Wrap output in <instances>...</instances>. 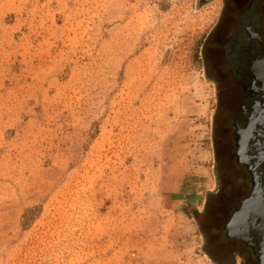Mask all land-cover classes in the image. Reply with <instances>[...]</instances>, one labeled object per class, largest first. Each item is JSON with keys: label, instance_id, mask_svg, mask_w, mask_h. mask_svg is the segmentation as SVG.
Returning <instances> with one entry per match:
<instances>
[{"label": "rangeland", "instance_id": "rangeland-1", "mask_svg": "<svg viewBox=\"0 0 264 264\" xmlns=\"http://www.w3.org/2000/svg\"><path fill=\"white\" fill-rule=\"evenodd\" d=\"M222 2L0 0V264H258L221 228Z\"/></svg>", "mask_w": 264, "mask_h": 264}, {"label": "flooded vegetation", "instance_id": "flooded-vegetation-1", "mask_svg": "<svg viewBox=\"0 0 264 264\" xmlns=\"http://www.w3.org/2000/svg\"><path fill=\"white\" fill-rule=\"evenodd\" d=\"M211 1L213 0H197L199 4ZM221 6V13L214 30L217 39H215L212 55L217 65L212 67L209 64L207 70L214 75L218 86L219 105H236L234 112L228 118L234 142L233 154L238 165L244 167L250 177L249 190L246 195L235 199V204L229 214L232 215L235 206L250 195L253 186L251 173L244 164L238 162L236 154V136H239V131L244 129L253 117L255 121L252 129L253 138L248 136L250 138L248 147L252 149L251 152L256 149L257 152L253 154L256 153L260 158L264 157V113L261 110L264 82L257 79L253 71L260 70L261 80H264V0H223ZM210 57L209 54L207 57L209 63L212 59ZM244 142L241 148L244 152L240 154L242 155L241 160H247L246 155H248V147ZM218 171H220L219 167ZM227 173L229 172L219 174L215 191L207 198L203 210L199 211L201 215H222L220 207L213 209L209 205L210 200L218 198L217 202L227 203L230 198L228 199L225 192H234L235 195L243 192L242 187L233 189L229 182L224 186V177ZM237 181L244 186L245 180L242 175L237 176ZM211 227L217 229L214 223ZM223 227L224 225L221 227L222 230H224ZM209 255L217 263L226 264L223 258H217L210 252ZM235 256V254L232 255L233 261H235Z\"/></svg>", "mask_w": 264, "mask_h": 264}, {"label": "water", "instance_id": "water-1", "mask_svg": "<svg viewBox=\"0 0 264 264\" xmlns=\"http://www.w3.org/2000/svg\"><path fill=\"white\" fill-rule=\"evenodd\" d=\"M250 137L253 138L252 135ZM249 139V137L245 139L246 147L249 145ZM242 140L238 135L236 136L237 160L251 173L253 186L250 195L236 205L223 228L226 237L238 239L250 246L258 264H264V157L260 158L256 153L253 154L256 149L251 152L252 149L248 147L247 160H241L240 154H244L240 149ZM243 208L247 209L244 215H238Z\"/></svg>", "mask_w": 264, "mask_h": 264}, {"label": "bare ground", "instance_id": "bare-ground-1", "mask_svg": "<svg viewBox=\"0 0 264 264\" xmlns=\"http://www.w3.org/2000/svg\"><path fill=\"white\" fill-rule=\"evenodd\" d=\"M254 71V74H255V77L257 78V79H260V81H262V82H264V80H261V77H262V72L259 70L258 72L256 71V70H253ZM264 78V77H263ZM261 110H262V112L264 113V93H263V98H262V100H261ZM254 123H255V121H254V117H253V120H249L248 121V124H247V126L244 128V129H242V130H240L239 131V137L241 138V139H243L242 141L244 142L245 141V139L247 138V136H249V135H253V131H252V129H253V127H254ZM242 143H240V149L242 148ZM258 176H259V174H258ZM246 208H243L239 213H238V215L240 214V215H244V213L246 212Z\"/></svg>", "mask_w": 264, "mask_h": 264}]
</instances>
